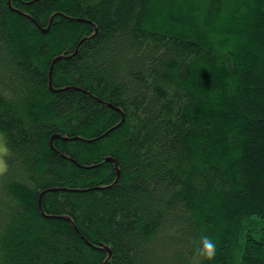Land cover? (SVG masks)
<instances>
[{"label": "trees", "instance_id": "trees-1", "mask_svg": "<svg viewBox=\"0 0 264 264\" xmlns=\"http://www.w3.org/2000/svg\"><path fill=\"white\" fill-rule=\"evenodd\" d=\"M0 264H264V0H0Z\"/></svg>", "mask_w": 264, "mask_h": 264}, {"label": "clouds", "instance_id": "clouds-1", "mask_svg": "<svg viewBox=\"0 0 264 264\" xmlns=\"http://www.w3.org/2000/svg\"><path fill=\"white\" fill-rule=\"evenodd\" d=\"M11 155H13V150L9 145L8 135L3 129H0V175L9 170L8 158ZM217 250V240L202 232L197 239V247L194 250L191 264H202L204 260L213 261L217 255Z\"/></svg>", "mask_w": 264, "mask_h": 264}]
</instances>
